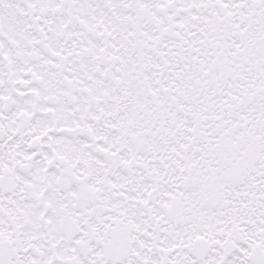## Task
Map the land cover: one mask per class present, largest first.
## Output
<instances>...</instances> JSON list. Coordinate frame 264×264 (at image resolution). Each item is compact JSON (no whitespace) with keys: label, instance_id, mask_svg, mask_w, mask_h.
<instances>
[{"label":"snow or ice","instance_id":"6c2138e0","mask_svg":"<svg viewBox=\"0 0 264 264\" xmlns=\"http://www.w3.org/2000/svg\"><path fill=\"white\" fill-rule=\"evenodd\" d=\"M0 264H264V0H0Z\"/></svg>","mask_w":264,"mask_h":264}]
</instances>
